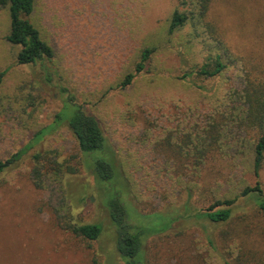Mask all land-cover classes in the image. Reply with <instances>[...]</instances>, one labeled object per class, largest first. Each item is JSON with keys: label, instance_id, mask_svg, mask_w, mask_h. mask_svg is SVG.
Wrapping results in <instances>:
<instances>
[{"label": "rangeland", "instance_id": "rangeland-1", "mask_svg": "<svg viewBox=\"0 0 264 264\" xmlns=\"http://www.w3.org/2000/svg\"><path fill=\"white\" fill-rule=\"evenodd\" d=\"M35 1L31 20L55 51L60 73L55 85L75 93L115 148L130 183L125 200L130 220L153 234L145 243L149 262L264 264V213L252 200L240 197L228 223L196 216L257 179L264 189V167L257 178L244 146L233 142L199 166L173 148L188 133L196 135L211 116L236 115L240 103L234 91L264 81V0H213L208 21L229 47V65L216 77L186 79L182 76L202 65L214 48L203 23L198 33L191 22L169 32L173 12L183 9L179 0ZM10 26L9 11L2 7L0 70L10 69L0 84V160L52 122L66 98L58 86L41 81L38 66L17 64L19 47L6 39ZM144 48L155 50L145 70L120 87ZM225 129L239 137L235 125ZM43 151L78 172L49 175L44 188L36 187L33 155ZM99 193L67 124L47 135L0 172V264H93L94 258L123 264ZM56 205L74 221L102 224L100 237L91 241L62 229Z\"/></svg>", "mask_w": 264, "mask_h": 264}, {"label": "trees", "instance_id": "trees-1", "mask_svg": "<svg viewBox=\"0 0 264 264\" xmlns=\"http://www.w3.org/2000/svg\"><path fill=\"white\" fill-rule=\"evenodd\" d=\"M183 9H176L169 23V32L173 33L184 28L189 22L194 24L198 33V25L212 34L214 54L209 55L205 62L197 68L186 72L182 78L191 75L205 78L216 77L228 67L230 50L217 28L208 21V14L213 0H179ZM35 0H0V8L6 7L10 14L11 26L6 39L19 47L17 64L38 66L41 81L48 85H55L60 80V73L55 66V51L42 37L39 28L32 22L31 15L35 10ZM215 33L218 34L215 36ZM153 48H144L140 60L134 71L128 73L120 87L130 85L139 73L145 70L150 61ZM228 57V58H227ZM9 68L0 70V84L3 83ZM61 93L66 96L62 108L56 113L52 122L38 129L31 140L19 151L6 160H0V172L7 170L14 162L21 159L35 145L64 124L73 133L83 163L94 178L102 206L107 210L109 219L116 231V249L123 260V264H151L145 249L146 240L153 234H147L141 227L133 225L130 220L125 200L130 197V183L126 178L115 148L108 141L99 120L85 111L78 103L75 93L67 86L57 84ZM233 96L240 106L235 108L236 115L211 116L209 123L200 127L197 134L188 133L180 138L173 148L183 153L199 166L207 159H213L222 153L223 147L229 150L233 143L244 146L243 156L252 162L255 176L258 178L264 167V81H250L241 92L234 91ZM67 104V105H66ZM219 115V114H217ZM231 123L238 130V136L232 137L225 132V125ZM232 135V134H231ZM233 142V143H232ZM177 147V148H176ZM34 166L31 175L33 183L38 188H44L49 175L56 177L66 174H76L78 168L65 162H60L48 151L36 152L33 155ZM120 166V167H119ZM196 173L199 171L195 169ZM194 171V172H195ZM129 193V195L127 194ZM128 195V196H126ZM245 197L254 202L257 208L264 213V189L259 179L253 185L246 186L242 192L234 197L217 199L203 212H196V216H203L213 223H228L234 216L237 200ZM63 206H54L58 225L77 237L87 240H97L103 230L100 223H84L74 221L68 212L62 213ZM187 213L188 210L186 209ZM164 232L159 231L158 233ZM145 237V238H144ZM93 264H101L93 259Z\"/></svg>", "mask_w": 264, "mask_h": 264}]
</instances>
